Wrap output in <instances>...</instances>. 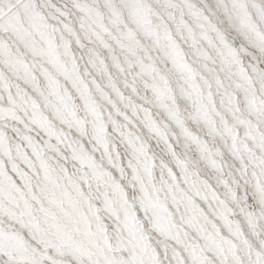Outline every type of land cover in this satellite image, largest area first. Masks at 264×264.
Wrapping results in <instances>:
<instances>
[{
  "label": "snow or ice",
  "instance_id": "1",
  "mask_svg": "<svg viewBox=\"0 0 264 264\" xmlns=\"http://www.w3.org/2000/svg\"><path fill=\"white\" fill-rule=\"evenodd\" d=\"M0 264H264V0H0Z\"/></svg>",
  "mask_w": 264,
  "mask_h": 264
}]
</instances>
